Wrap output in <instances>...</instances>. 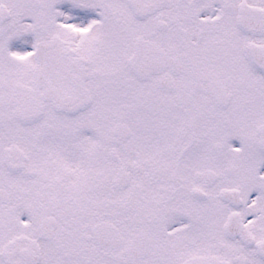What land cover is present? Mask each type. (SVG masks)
<instances>
[{"label": "snow or ice", "instance_id": "snow-or-ice-1", "mask_svg": "<svg viewBox=\"0 0 264 264\" xmlns=\"http://www.w3.org/2000/svg\"><path fill=\"white\" fill-rule=\"evenodd\" d=\"M0 264H264V0H0Z\"/></svg>", "mask_w": 264, "mask_h": 264}]
</instances>
